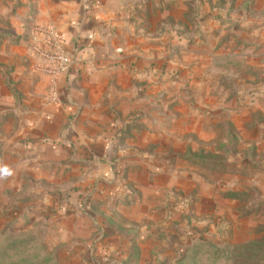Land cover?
Instances as JSON below:
<instances>
[{
    "label": "rangeland",
    "instance_id": "1",
    "mask_svg": "<svg viewBox=\"0 0 264 264\" xmlns=\"http://www.w3.org/2000/svg\"><path fill=\"white\" fill-rule=\"evenodd\" d=\"M41 1L0 0V264H264V0H125L88 150L46 140Z\"/></svg>",
    "mask_w": 264,
    "mask_h": 264
},
{
    "label": "crops",
    "instance_id": "2",
    "mask_svg": "<svg viewBox=\"0 0 264 264\" xmlns=\"http://www.w3.org/2000/svg\"><path fill=\"white\" fill-rule=\"evenodd\" d=\"M126 5L125 0L41 1L36 20L55 30L62 52L71 60L69 70L55 79L52 94L54 100L51 99L50 103H47L41 115L50 123L46 140L50 138L49 142L54 144V148L86 146L88 150L94 146L92 129H98L99 123L94 120L93 109L102 108L101 101L94 107L92 102L103 99L106 90V85L100 78V71L108 66L104 65L102 56L115 50L110 46V41L116 36L114 28L119 25L123 16L127 15ZM121 51L126 53L124 49ZM38 65L39 71L35 72L34 61L28 63L30 77L34 82L38 80L37 86L41 87L39 93L43 91L48 95L50 79L40 72L45 63L39 59ZM110 69L126 70L125 58ZM88 126L91 127L88 129ZM87 129L92 137L87 133ZM112 131L109 127L106 133L98 134L107 149L113 145ZM113 134L119 136L120 132L116 129ZM104 158L111 160V152H107Z\"/></svg>",
    "mask_w": 264,
    "mask_h": 264
},
{
    "label": "built area",
    "instance_id": "3",
    "mask_svg": "<svg viewBox=\"0 0 264 264\" xmlns=\"http://www.w3.org/2000/svg\"><path fill=\"white\" fill-rule=\"evenodd\" d=\"M34 32L33 51L45 63L43 70L54 78L66 73L71 60L62 52L55 30L50 27H37Z\"/></svg>",
    "mask_w": 264,
    "mask_h": 264
}]
</instances>
